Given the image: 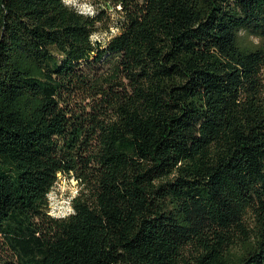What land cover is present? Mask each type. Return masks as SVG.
<instances>
[{"label":"trees","instance_id":"obj_1","mask_svg":"<svg viewBox=\"0 0 264 264\" xmlns=\"http://www.w3.org/2000/svg\"><path fill=\"white\" fill-rule=\"evenodd\" d=\"M95 2L0 0V264H264V0Z\"/></svg>","mask_w":264,"mask_h":264},{"label":"rangeland","instance_id":"obj_2","mask_svg":"<svg viewBox=\"0 0 264 264\" xmlns=\"http://www.w3.org/2000/svg\"><path fill=\"white\" fill-rule=\"evenodd\" d=\"M65 4L71 6L77 11L92 15L98 9V3L95 0H63ZM106 15V16H105ZM103 21L97 25V31L92 35V39L97 42H104L110 36L117 33L116 20L117 15L110 10L103 13ZM250 39V38H249ZM257 42L255 39H251ZM264 80V69L262 71ZM78 187L76 181L65 175H58L57 181L50 190L48 198V214L52 217H64L72 213L71 199L76 195Z\"/></svg>","mask_w":264,"mask_h":264}]
</instances>
